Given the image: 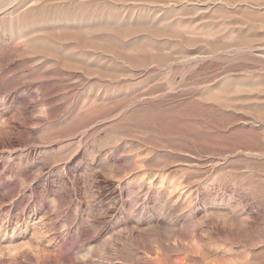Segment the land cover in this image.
I'll list each match as a JSON object with an SVG mask.
<instances>
[{
    "label": "rangeland",
    "instance_id": "obj_1",
    "mask_svg": "<svg viewBox=\"0 0 264 264\" xmlns=\"http://www.w3.org/2000/svg\"><path fill=\"white\" fill-rule=\"evenodd\" d=\"M0 264H264V0H0Z\"/></svg>",
    "mask_w": 264,
    "mask_h": 264
}]
</instances>
